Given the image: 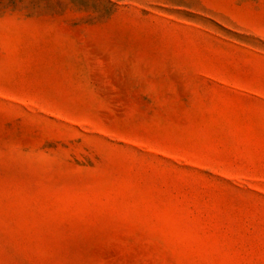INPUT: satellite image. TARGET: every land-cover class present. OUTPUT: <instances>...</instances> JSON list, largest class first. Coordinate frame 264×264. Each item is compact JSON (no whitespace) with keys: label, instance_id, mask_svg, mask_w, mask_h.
<instances>
[{"label":"rangeland","instance_id":"obj_1","mask_svg":"<svg viewBox=\"0 0 264 264\" xmlns=\"http://www.w3.org/2000/svg\"><path fill=\"white\" fill-rule=\"evenodd\" d=\"M0 264H264V0H0Z\"/></svg>","mask_w":264,"mask_h":264}]
</instances>
